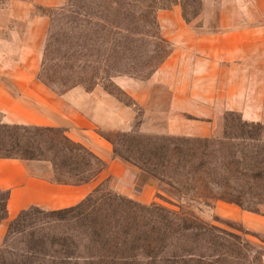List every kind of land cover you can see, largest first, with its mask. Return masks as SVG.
<instances>
[{
    "label": "rangeland",
    "instance_id": "374dc122",
    "mask_svg": "<svg viewBox=\"0 0 264 264\" xmlns=\"http://www.w3.org/2000/svg\"><path fill=\"white\" fill-rule=\"evenodd\" d=\"M9 1L0 0V6ZM24 1L33 3L34 15L48 18L47 29L45 32H30L27 25L20 22L16 24L23 32L16 37L9 32L0 33L2 52L7 55L2 58L5 64L0 66V77L7 86L20 89L6 74L34 71L41 82L60 96H71L75 90L92 93L101 88L129 107L134 114L130 123L123 121L125 115L117 118L108 115L106 110L95 112L109 120L98 132L110 141L114 156L139 172L137 184L127 186L133 197L115 191L109 182H104L106 188L144 206L156 203L173 209L183 207L213 226L210 236L204 238L207 242H215L211 249H206L201 243L196 244L200 246L199 253L215 255L202 264H262L264 236L253 234L238 223L214 217L212 209L217 203H227L264 216V124L247 122L236 112H226L211 128L210 120L204 115L196 117L188 112L172 110L170 82L174 85V78L167 79L165 83L152 81L172 51L171 45L159 32L156 13L160 8L180 2L185 19L191 23L198 22L196 20L200 19L203 9H211L213 13L207 17L211 28L219 26L216 14L224 8L227 10L225 26L238 25L245 18L250 25L256 26L264 19L256 12L253 1L67 0L61 7H44L34 3L35 0ZM71 1L73 7H70ZM240 10L246 16L241 17ZM23 44L39 46L38 61L21 55ZM106 66L112 69L110 73H103ZM97 74L104 78L101 85H96L94 77ZM122 79L132 82V85L127 87L117 81ZM191 83L198 89L204 87L202 81ZM194 99L199 101L196 108L203 109L206 99L203 96ZM190 105L184 98L178 104L179 108H189ZM201 114L206 115L204 112ZM3 123L6 122L0 113V139L3 142L0 143V157L23 155L54 160L63 174L69 172L70 166L62 163L70 162L72 156L62 151L58 143H52L51 135H40L34 131L18 133L16 146L1 128ZM169 124L176 126V132H167ZM57 129L59 132L56 134L62 137L66 129ZM194 131L201 134L210 131L211 134L190 135ZM166 144L171 149L174 145L184 144L196 148L199 154L210 151L211 158L203 161L211 178L209 187L224 200H218L210 207L189 203L183 201L174 188L152 177L150 173L156 168L151 167V162L164 159L165 152L161 149ZM48 163L52 168L50 177L55 179L53 165ZM201 164L197 161L196 168L200 169ZM147 183L154 184L156 190L148 197ZM3 203L4 195L0 194V205ZM21 213L10 220L7 213L6 219L0 222V264H152L143 252H139L135 260L87 261L85 259L90 254H100L99 249L92 248V242L83 236L74 240L67 237L76 228L74 223L57 222L32 212L19 224L13 225ZM149 223L147 219V225ZM149 234L147 231V236ZM173 250L168 249L167 253Z\"/></svg>",
    "mask_w": 264,
    "mask_h": 264
},
{
    "label": "crops",
    "instance_id": "0c3cea01",
    "mask_svg": "<svg viewBox=\"0 0 264 264\" xmlns=\"http://www.w3.org/2000/svg\"><path fill=\"white\" fill-rule=\"evenodd\" d=\"M66 1L35 0L34 3L44 7H61ZM252 1L256 12L264 19V0ZM32 7V2L24 0H10L0 6V33L9 32L16 37L23 32L16 24L20 22L27 25V31L45 32L48 18L34 15ZM239 12L241 17L246 16L242 10ZM212 13L211 9L205 8L201 11L200 19L196 20L198 22L191 23L185 19L180 2L157 11L160 35L171 45L172 51L152 81L165 83L167 79L174 78L175 84L170 82L173 90L172 110L188 112L196 117L204 115L210 120L211 128L226 112H236L247 122L264 124V20L253 26L245 18L238 25L225 26L227 10L223 8L216 14L219 26L211 28L207 24V17ZM2 50L0 42V66L5 64L2 58L6 53ZM21 53L26 58L34 57L38 61L40 48L23 44ZM6 76L20 88H9L0 77V113L6 123L65 128L71 141L85 146L107 164L106 169L88 183L63 185L51 179L52 168L47 161L0 159V188L9 192V220L31 208L58 211L77 206L104 182H109L115 191L125 196H134L127 186L137 184L139 172L114 156L112 144L98 132L109 120L95 114L100 109L106 110L108 115L117 118L125 115L123 121L130 123L134 114L129 107L101 88H96L92 93L75 90L71 96H60L41 82L34 71ZM117 81L127 87L132 85V82L124 79ZM196 81L204 82V87L198 89L192 85L191 82ZM198 96L206 99L203 109L196 108L199 101L194 98ZM182 98L191 104L189 108H179ZM176 129L175 125L169 124L167 132L174 133ZM210 134V131L204 134L198 131L190 133L200 136ZM145 188L147 197L156 191L151 183H147ZM212 214L238 223L253 234L264 236L263 215L227 203H217Z\"/></svg>",
    "mask_w": 264,
    "mask_h": 264
},
{
    "label": "trees",
    "instance_id": "16d2710c",
    "mask_svg": "<svg viewBox=\"0 0 264 264\" xmlns=\"http://www.w3.org/2000/svg\"><path fill=\"white\" fill-rule=\"evenodd\" d=\"M73 6L71 1L70 7ZM78 7L80 10L82 9L81 4ZM111 70L109 66H106L103 73H110ZM94 78L96 85L103 84L104 78H100L98 74ZM41 80L44 81L42 78ZM1 128L16 146H18V133L34 131L40 135H51L52 143H58L62 151L69 152L72 156L70 162L66 160L62 163L70 166L67 174H63L54 160L26 158L23 155L0 157V159L50 162L53 165L58 184L82 185L88 183L97 178L107 167L106 163L83 145L72 142L64 131L62 137L57 135L56 132H59L57 128L28 127L6 123H3ZM0 143H3L1 139ZM161 150L165 152L164 159L160 162H151V167L156 168L150 173L152 177L174 188L180 193L181 199L189 203H199L210 207L216 201L224 200L222 196L217 197L209 187L211 178L208 171L205 170L206 164L203 161L211 158L210 151L199 154L196 148L184 146V144L174 145L172 149L169 144L162 145ZM197 161L202 162L200 169L195 166ZM0 194L4 195V203L0 205L1 222L7 216L9 192L0 188ZM98 195L101 196L97 198ZM32 212L57 222L74 223L76 228H73L67 237L74 240L83 236L92 242V248L99 249L100 254H90L85 259L91 262L135 260L138 258L139 252H143L152 264H193L194 262L202 264L203 261L210 260L215 256L199 253L200 246H196L197 243H201L206 249H211L215 244V242H207L204 239L205 236H210L214 227L202 221L195 214L189 213L183 207L173 209L156 203L151 206L141 205L108 190L105 183L99 185L77 206L58 211L31 208L23 211L22 215L12 224H19ZM147 219L150 220L148 225ZM147 231L150 233L148 236ZM151 234L152 236H150ZM168 249L174 250L167 253Z\"/></svg>",
    "mask_w": 264,
    "mask_h": 264
}]
</instances>
